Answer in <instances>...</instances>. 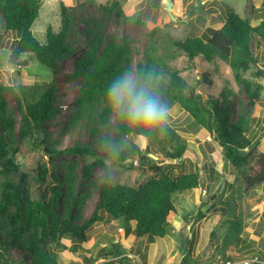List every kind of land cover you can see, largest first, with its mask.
<instances>
[{
    "label": "rangeland",
    "instance_id": "374dc122",
    "mask_svg": "<svg viewBox=\"0 0 264 264\" xmlns=\"http://www.w3.org/2000/svg\"><path fill=\"white\" fill-rule=\"evenodd\" d=\"M171 1L174 5L169 11L164 0H41L39 18L32 28L41 43H45L49 28L56 32L60 30L63 7L71 8L70 14L74 19L68 40V47L73 53L59 64L56 71L29 55L22 57L25 66L10 64L9 58L19 35L5 31L0 11V87H12L23 102H35L48 84L54 83L58 88L59 112L54 120L46 124L50 146L63 151L77 144H92L100 156L107 154L112 147L117 111L112 109L108 120L103 122L99 118L104 108L101 102L93 113L87 112L76 123L74 116L77 105L74 102L80 94L83 80L75 78L74 70L76 61L92 45H100L103 49L111 42L121 43L124 40L132 48L128 66L133 74L138 73V65L147 63L146 51L150 46L153 56L164 62L163 67L154 69L161 70L166 81L172 72H178L188 88L195 89L205 99L211 95L220 97L225 90L232 93L233 120L245 122L247 136L251 140V147L245 151L248 156L246 167L234 168L226 161L223 148L209 131L197 125L179 105L173 106L169 123L189 144L183 161L165 160L155 146H151L150 151L160 165H169L170 176L198 171L204 183L198 189L174 196L176 212L168 218L171 223L168 234L151 243L148 237L139 238L134 231L127 234L123 222L105 216L108 218L106 221L95 224L90 230L86 243L75 244L67 236L63 241L66 248L54 246L60 264H107L116 259L114 248L128 252V257L138 264H221L226 260L223 253L228 230L222 224L226 218H238L242 232L239 246L237 243L228 245L225 256H233L237 260L250 256L264 259V185L247 191L245 183V177L259 169L258 156L264 153V91L259 100L252 104L242 79L236 78L226 62L217 58L210 65L197 59L192 64L175 44V41L193 37L208 40L214 31L223 27L230 11L252 23H260L264 20V3L260 0ZM170 12L175 20L171 19ZM152 31H155V36L150 40ZM252 48L264 66V39L255 36ZM241 78L264 86V75L257 76L254 70L241 73ZM4 96L8 103L6 117L15 120L16 124L14 146L19 149V170L5 176L0 172V184L8 179L19 182L25 176L35 197L41 185L37 179L39 165L47 168V183L52 185L51 172L55 169L63 181L60 213L63 218H68V206L78 201V208L72 213V221L76 225H82L91 218L102 183L138 188L156 177L148 169L145 172L139 169L136 160L133 170L106 162L105 167L98 166L92 171L89 180L81 182L85 161L80 154L64 153L54 159L45 146L36 147L29 140H19L21 111L11 93L5 92ZM132 143L142 151L148 145L144 137L136 134L130 135L126 141L127 146ZM222 208L228 212L225 218ZM200 212L205 213V218L199 219ZM216 228V237L212 238ZM240 253L242 256H239Z\"/></svg>",
    "mask_w": 264,
    "mask_h": 264
},
{
    "label": "trees",
    "instance_id": "16d2710c",
    "mask_svg": "<svg viewBox=\"0 0 264 264\" xmlns=\"http://www.w3.org/2000/svg\"><path fill=\"white\" fill-rule=\"evenodd\" d=\"M40 1L2 0L0 11L4 19L5 31L19 35L9 62L12 66H25L22 57L29 55L40 64L56 71L59 64L73 53L68 47V40L73 31L74 19L70 14L71 8L63 7L60 30L56 32L49 28L45 43H41L32 30L39 18ZM260 1L264 3V0ZM154 36L155 31H152L150 40ZM255 36L264 39V20L260 23H252L230 11L223 27L214 31L208 40L193 37L185 41H175V44L192 64L197 59L210 65L217 58L226 62L236 78L242 79L250 102L254 104L261 97L264 86L241 78V73L254 70L257 76L264 75V66L260 64L252 48V40ZM131 55L132 48L124 40L121 43L111 42L103 49L100 45L94 44L76 61L75 78L83 80L80 94L74 102L77 105L74 116L76 123L87 112L93 113L101 102L104 108L99 113V118L103 122L108 120L112 109L106 102L105 89L115 76L123 75L125 70L129 71L128 62ZM146 56L147 63L144 66L138 65L137 72L141 77H145L156 67L164 66L162 60L153 56L150 46ZM158 72L162 99L168 102L170 108L179 105L197 125L209 131L223 148L227 162L234 168H245L248 163L245 151L251 147V140L247 136L245 122L233 120L234 102L230 99L232 93L225 90L220 97L211 95L205 99L195 89H189L178 72H172L168 81L162 77L161 70ZM5 92L15 97L21 111L19 140L22 142L29 140L36 147L45 146V150L53 154L54 159L64 153L80 154L85 161L81 182L89 180L92 171L98 166L105 167L106 162L125 170H133L137 160L139 169L143 172L148 169L154 172L156 177L149 179L138 188L102 183L95 210L91 218L82 225H76L72 221V213L78 208V201L68 206V218H63L60 213L63 181L55 169L51 172L54 181L52 185L47 183V168L39 165L37 179L41 185L39 194L35 197L25 176H22L19 182L5 180L0 184V264H60L54 246L66 248L63 241L67 236L75 244L86 243L90 230L95 224L106 221L108 218L105 216L113 221L123 222L127 234L134 231L137 237H148L150 242L154 243L156 238H164L171 229L168 218L171 213L176 212L174 196L198 189L204 183L198 171L177 177L170 176L169 165H160L150 151V147L155 146L164 155L165 160L183 161L189 144L169 122L162 127L149 130L128 124L118 113L112 147L104 156L98 155L92 144H77L63 151L50 146L46 124L54 120L59 112L58 88L54 83L45 86L35 102H23L12 87H0V172L4 176L11 171L19 170L17 163L19 149L14 146L16 124L15 120L6 117L8 103L4 96ZM92 131L96 130L92 129ZM132 134L145 138L148 145L144 151L137 144L126 145ZM257 163L259 169L253 175L245 177L247 191L264 185V153L258 156ZM221 211L222 216L227 217L226 209L222 208ZM203 218L205 213L200 212L199 219ZM222 224L228 230L223 257L226 260H237L233 256L226 257L225 249L230 244L237 243L239 246L241 222L238 218H226L222 220ZM217 229L212 232V238L216 237ZM113 253L116 259L107 264H138L121 248H114ZM239 256H242V253Z\"/></svg>",
    "mask_w": 264,
    "mask_h": 264
},
{
    "label": "clouds",
    "instance_id": "9594fccd",
    "mask_svg": "<svg viewBox=\"0 0 264 264\" xmlns=\"http://www.w3.org/2000/svg\"><path fill=\"white\" fill-rule=\"evenodd\" d=\"M105 97L108 106L130 125L151 130L170 121L172 109L162 99L160 74L155 69L145 77L125 70L109 82Z\"/></svg>",
    "mask_w": 264,
    "mask_h": 264
},
{
    "label": "built area",
    "instance_id": "2783aa9c",
    "mask_svg": "<svg viewBox=\"0 0 264 264\" xmlns=\"http://www.w3.org/2000/svg\"><path fill=\"white\" fill-rule=\"evenodd\" d=\"M221 264H264V259L259 256H250L241 260L227 259L222 261Z\"/></svg>",
    "mask_w": 264,
    "mask_h": 264
},
{
    "label": "water",
    "instance_id": "95a60500",
    "mask_svg": "<svg viewBox=\"0 0 264 264\" xmlns=\"http://www.w3.org/2000/svg\"><path fill=\"white\" fill-rule=\"evenodd\" d=\"M166 1H167L166 2V7L170 11L172 9V7H173L172 2L170 0H166ZM170 16H171L172 20H175V16L172 14V12H170Z\"/></svg>",
    "mask_w": 264,
    "mask_h": 264
},
{
    "label": "crops",
    "instance_id": "0c3cea01",
    "mask_svg": "<svg viewBox=\"0 0 264 264\" xmlns=\"http://www.w3.org/2000/svg\"><path fill=\"white\" fill-rule=\"evenodd\" d=\"M248 12V11H247ZM247 18H248V15H247Z\"/></svg>",
    "mask_w": 264,
    "mask_h": 264
}]
</instances>
